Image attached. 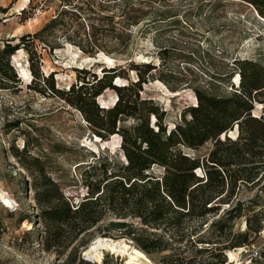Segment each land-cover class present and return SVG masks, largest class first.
Returning <instances> with one entry per match:
<instances>
[{
    "label": "trees",
    "instance_id": "trees-1",
    "mask_svg": "<svg viewBox=\"0 0 264 264\" xmlns=\"http://www.w3.org/2000/svg\"><path fill=\"white\" fill-rule=\"evenodd\" d=\"M169 1L173 0H62L56 14L36 32L21 35L15 44L11 43L13 39L5 41L0 49V88L18 82L20 76L10 57L21 47L29 52V39L38 40L50 51L59 47L61 39H66L85 53L96 55L106 50L118 56L127 55L129 42L137 31L146 34L180 23L176 11L166 7ZM240 1L251 4L264 19V0ZM70 30L81 31L83 38L74 40ZM107 40L113 41L111 51L103 44ZM165 53V49L160 52L162 65L167 58ZM27 60L29 84L38 81L34 90L46 94L48 89L76 108L100 140L120 135L118 149L123 157L117 168L107 156H98L88 163L83 172L85 194L77 201L52 178L41 157L30 153L28 141L24 140L20 149L10 145L12 155L31 179L30 183L25 181L38 210L37 223L44 227L39 238L46 249L53 250L57 256L69 249L67 258L73 264L75 250L82 245L76 246L78 237L88 233L105 212L120 219L136 218L143 231L150 229L151 232L135 236V228L131 226L126 233L132 236L134 246L122 247L121 242L114 248L104 243L97 247L90 244L83 250V256L89 261L99 260L100 250L108 247L127 254L132 260L128 264H155L146 253L165 250L170 245L164 238L168 235L173 245L184 243L202 257L187 259L185 250L174 246L180 252L163 258V263L226 264V249L251 241L248 231L227 228L223 218L209 223L214 230L202 232V225L207 224L209 214L218 210V204H231L241 186H255L264 179V70L260 64L252 59L235 58L231 67V73L238 75L235 87L224 95L193 87L195 102L184 106L180 121L167 127L163 122L165 111L152 99H140L138 93L146 77H152L154 64L128 61L137 71V80L126 83L119 81L120 64L102 67L101 75L87 68H75L80 74L78 83H71L65 89L56 86L53 73L43 75L39 66H33L31 57ZM193 61L189 62L193 64ZM158 74L171 90L176 89L170 86L164 69ZM87 75L92 77L91 81ZM211 76L222 77L214 73ZM106 89L116 93L111 106L97 100ZM255 102L261 105L257 115L253 113ZM128 118L133 123L125 126L123 122ZM17 126V123L9 125L10 128ZM232 130L236 131L234 137L226 134ZM209 140L213 146L203 157L186 151L198 149ZM92 156L95 157L94 153ZM154 166L161 168V172L154 173ZM240 211L241 202L237 201L226 214L234 212L239 217ZM248 225L247 230H252L255 236L264 226L259 223L251 228L250 220L246 219ZM117 261L116 257L113 264H120ZM79 262L84 263L82 259Z\"/></svg>",
    "mask_w": 264,
    "mask_h": 264
},
{
    "label": "rangeland",
    "instance_id": "rangeland-1",
    "mask_svg": "<svg viewBox=\"0 0 264 264\" xmlns=\"http://www.w3.org/2000/svg\"><path fill=\"white\" fill-rule=\"evenodd\" d=\"M61 5L62 0H0V49L6 40L13 39L11 43L15 44L20 41L21 35L36 32L56 14ZM166 7L176 11L180 23L146 34L137 31L129 42L127 55L118 56L116 52L106 50L96 55L85 53L73 41L66 39H61L59 47L50 51L38 40L31 42L33 40L29 39V52L21 47L10 57L20 78L15 73L18 82H10L7 88H0V192L10 202L13 198L18 203V209L8 211L5 208L8 205L0 199L4 202V207L0 203V264H71L67 258L69 249L57 256L53 250L46 249L39 238L44 227L37 223L35 215L38 210L32 199V190L27 188L26 181L30 183L31 179L12 155L10 145L20 149L24 140L28 141L30 153L41 157L52 178L71 199L77 201L82 200L85 194L83 172L88 168V163L94 162L98 156H107L117 168L123 158L118 149L120 135L100 140L94 136L76 108L48 89L46 94L34 90L38 81L29 84L31 74L28 58L33 59V66H39L43 75L53 73L56 86L65 89L71 83H78L80 74L75 68H87L101 75L99 70L102 67L120 64L118 70L122 76L119 81L126 83L137 80V71L129 66L128 61L154 64L156 68L152 70V77H146L138 93L140 99H152L165 111L163 122L167 127L180 121L184 106L195 102L193 87H201L217 95H224L231 91V87H235L238 75L236 72L231 73L235 58L252 59L264 70V19L251 4L240 0H173ZM71 34V38L76 41L83 38L81 31ZM103 44L108 51L113 50V41L107 40ZM163 49L167 58L162 65L160 52ZM190 59L194 60L193 64L189 62ZM161 69H164V76L175 90H171L159 77ZM212 73L222 77L215 79ZM87 77L92 80L90 75ZM115 95L113 89H106L97 100L102 105L111 106ZM260 111L261 105L255 102L253 113L257 115ZM150 121L154 123L152 115ZM13 123L18 126L10 128L9 125ZM123 123L129 126L133 119L128 118ZM235 133L232 130L226 134L234 137ZM212 146L213 142L209 140L198 149L186 151L203 157ZM161 170L152 167L154 173H160ZM197 172L202 175L201 170ZM237 193L231 204L220 203L218 210L207 216L208 225H202V232L214 230L209 224L211 221L225 219L227 228L232 227L236 232L248 231L250 242L261 250L260 258L248 261L245 253L238 254L239 249H226V264H264V228L255 236L252 230H247L250 226L246 227V219L250 220L251 228L259 223L264 225V179L255 186H241ZM237 201L241 202L240 216L235 217L234 212L226 214ZM23 217L26 219L20 221ZM131 226L135 228V236H145L151 232L150 229L143 231L136 218L120 219L105 212L88 233L78 237L76 246L82 245L75 250L76 260L73 264H113L116 257L118 263L128 264L131 258L119 250L104 247L100 250L101 258L94 261L87 260L83 250L90 244L97 247L102 243L111 248L116 247L118 242H121L122 247L130 244L134 246L131 243L132 236L126 233ZM100 237L106 240L97 241ZM164 238L170 243L165 250L152 253L144 251L155 264H165L163 258L173 257L183 249L187 259L202 257L193 248L184 246V243L173 245L168 235ZM174 246H180V250L176 251ZM79 259L84 263L79 262Z\"/></svg>",
    "mask_w": 264,
    "mask_h": 264
},
{
    "label": "built area",
    "instance_id": "built-area-1",
    "mask_svg": "<svg viewBox=\"0 0 264 264\" xmlns=\"http://www.w3.org/2000/svg\"><path fill=\"white\" fill-rule=\"evenodd\" d=\"M11 204L8 207H5L8 209V211L13 212L18 209V203L12 198L11 199ZM1 205L4 207V204L0 201ZM264 228V226L258 231L257 234H260L261 230ZM131 243L132 240H131ZM39 246V245H38ZM245 253L246 260H254L257 258H260L261 256V250L259 246H256L255 244H252L249 242L248 244L241 246L240 251L238 254Z\"/></svg>",
    "mask_w": 264,
    "mask_h": 264
},
{
    "label": "bare ground",
    "instance_id": "bare-ground-1",
    "mask_svg": "<svg viewBox=\"0 0 264 264\" xmlns=\"http://www.w3.org/2000/svg\"><path fill=\"white\" fill-rule=\"evenodd\" d=\"M108 58H109V57H108ZM0 199L3 200V201H5V203H6L8 206L11 204L10 200H9L4 194H2L1 192H0ZM3 203H4V202H3ZM8 206H7V207H8ZM104 240H106V239L100 237V238H98L97 241H104ZM240 248H241V247L234 248V251H236L237 249L240 250Z\"/></svg>",
    "mask_w": 264,
    "mask_h": 264
}]
</instances>
